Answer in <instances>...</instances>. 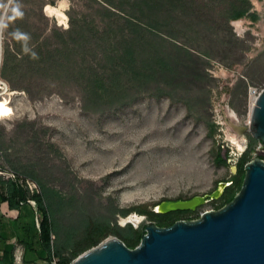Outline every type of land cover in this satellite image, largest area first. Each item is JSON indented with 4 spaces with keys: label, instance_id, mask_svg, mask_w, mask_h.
<instances>
[{
    "label": "rangeland",
    "instance_id": "1",
    "mask_svg": "<svg viewBox=\"0 0 264 264\" xmlns=\"http://www.w3.org/2000/svg\"><path fill=\"white\" fill-rule=\"evenodd\" d=\"M229 1L194 0L190 9L178 8L171 22L178 28L192 24L207 38L217 31L230 36L223 15ZM250 1L256 20L229 22L241 40L233 44L232 58L210 60L187 38H168L164 28L170 44L187 43L206 63L202 80L188 87L153 84L146 95L98 114L83 109L71 85L51 84L47 94L34 100L10 87L13 93L6 98L14 113L0 121V167L35 182L39 192V183L29 174L55 190L64 202L59 215L65 228L80 240L86 217L111 222L115 229L107 239L117 237L114 230L133 226L123 220L134 214L144 216L135 229L155 222L148 215L123 216L122 211H153L162 201L211 195L231 181L246 154L250 162L264 160V144L248 130L255 101L251 88L264 89V0ZM140 4L113 0L112 5L119 14L132 13L146 25L152 19L147 18V5L142 4V14ZM105 7L107 0H0L1 64L5 49L14 50L16 37H26L31 47L41 32L66 31L83 21L101 23L107 19ZM218 153L225 166L215 163ZM30 205L36 208L35 202ZM212 210H217L215 201L189 216L195 219Z\"/></svg>",
    "mask_w": 264,
    "mask_h": 264
},
{
    "label": "trees",
    "instance_id": "2",
    "mask_svg": "<svg viewBox=\"0 0 264 264\" xmlns=\"http://www.w3.org/2000/svg\"><path fill=\"white\" fill-rule=\"evenodd\" d=\"M139 1L141 13L145 14L143 5L146 4L147 18L152 19L146 25L136 21L137 17L132 13L127 16L119 14L112 5L113 0H107L108 7L104 8L107 19L101 23L83 21L82 24L71 25L66 31L55 28L47 35L41 32L31 47L26 37H16L14 50L5 49L1 77L10 87L25 91L33 100L47 94L45 90L51 84L74 86L79 92L83 109L98 114L146 95L153 84L177 89L179 85L188 87L199 78L202 80L206 63L186 47L187 43L196 44L195 47L201 48L200 53L210 60L222 56L232 58L231 48L241 40L232 33L229 22L245 17L257 18L251 13L250 0H230L229 8L223 14L230 36L217 31L214 38H207L201 36L202 31L192 24L178 28L171 22L178 8L190 9L194 0ZM166 11L167 14H163ZM41 16L46 18L42 12ZM161 16L165 18L162 20ZM164 28L168 30V38L178 41L185 37L187 43L170 44L164 37ZM194 34L197 36L193 37ZM248 162L250 158L246 154L239 161L237 174L232 177L222 197L215 200L217 210L239 193ZM215 163L225 166L227 161L218 153ZM29 175L39 183L40 192L31 194L19 181H8L4 187L6 197H3L23 210V214L21 211L15 222L9 224L21 234L20 243L24 245L25 253L28 250L45 263L55 257L60 264H71L78 256L101 244L115 229L105 219L86 217L83 222L84 237L75 239V232L65 228L59 215L64 204L61 196L47 188L36 176ZM31 200L36 203V208L30 205ZM131 212L148 215L159 227L199 218L189 216L196 211L162 214L136 207L122 211V215L128 216ZM145 227L135 229L130 225L126 230L117 228L114 233L134 249L146 233Z\"/></svg>",
    "mask_w": 264,
    "mask_h": 264
},
{
    "label": "water",
    "instance_id": "3",
    "mask_svg": "<svg viewBox=\"0 0 264 264\" xmlns=\"http://www.w3.org/2000/svg\"><path fill=\"white\" fill-rule=\"evenodd\" d=\"M248 130L264 144V89L257 97ZM218 192L189 200L162 201L153 211H195L210 198L219 197ZM161 206L164 211H157ZM145 232L134 249L112 237L71 264H264V160L255 158L245 165L239 193L223 208L169 227L149 222Z\"/></svg>",
    "mask_w": 264,
    "mask_h": 264
},
{
    "label": "crops",
    "instance_id": "4",
    "mask_svg": "<svg viewBox=\"0 0 264 264\" xmlns=\"http://www.w3.org/2000/svg\"><path fill=\"white\" fill-rule=\"evenodd\" d=\"M0 169L3 170L1 167ZM8 181L16 182L17 180L0 174V264H29L35 260L36 263L30 264H44L45 262L32 252L27 250L25 253V247L20 243L21 234L19 231L15 232L9 224L15 222L21 211L23 214V210L13 206L10 199H3L4 196L6 197L4 187Z\"/></svg>",
    "mask_w": 264,
    "mask_h": 264
},
{
    "label": "built area",
    "instance_id": "5",
    "mask_svg": "<svg viewBox=\"0 0 264 264\" xmlns=\"http://www.w3.org/2000/svg\"><path fill=\"white\" fill-rule=\"evenodd\" d=\"M1 60H0V68H1ZM13 91H11V88L9 84L1 77L0 75V98H3L5 96L11 95ZM259 91L256 88H251V97L256 98L259 95ZM0 174L4 175L5 177L9 179H14L19 181V183L25 187L31 194H35L36 192H39L38 185L29 180V179H24L20 177L17 173L14 172H7L5 170L0 169ZM30 203H34L33 201H30ZM54 238V237H53ZM45 264H60L58 260L54 257L50 262L45 263Z\"/></svg>",
    "mask_w": 264,
    "mask_h": 264
},
{
    "label": "bare ground",
    "instance_id": "6",
    "mask_svg": "<svg viewBox=\"0 0 264 264\" xmlns=\"http://www.w3.org/2000/svg\"><path fill=\"white\" fill-rule=\"evenodd\" d=\"M7 96L3 97V98H0V121L6 119V118H9L13 115L14 113V110L12 108V106L10 105V102L7 100L6 98ZM253 100H255L253 102V109L255 107V104H256V100H257V97L254 98ZM234 115V114H233ZM235 116V115H234ZM233 117V116H232ZM226 185L224 184H221L220 185V189H219V192L216 193V195H218L219 193H222L225 189ZM157 211H160V212H163L164 211V208L161 206L157 209ZM144 216H139L137 214H134L132 216H129L128 218L124 219L123 220V224H127V223H132L133 224H137V223H140L144 218Z\"/></svg>",
    "mask_w": 264,
    "mask_h": 264
},
{
    "label": "flooded vegetation",
    "instance_id": "7",
    "mask_svg": "<svg viewBox=\"0 0 264 264\" xmlns=\"http://www.w3.org/2000/svg\"><path fill=\"white\" fill-rule=\"evenodd\" d=\"M237 171H238V169H237ZM235 174H237V173H235ZM235 174H234V175H235ZM221 184H225V185L228 186L230 183H229V182H223V183H221ZM221 184H220V185H221ZM220 185H219V187H217V188L215 189V191H214L213 193H215L216 191L219 190ZM227 186H226V187H227ZM226 187H225V188H226ZM224 190H225V189H224ZM223 192H224V191H223ZM223 192H222V193L219 195V197H217V198H210V199H209V202H211V201H215V200H219V199L222 197ZM213 193H212V194H213ZM212 194H211V195H212Z\"/></svg>",
    "mask_w": 264,
    "mask_h": 264
}]
</instances>
